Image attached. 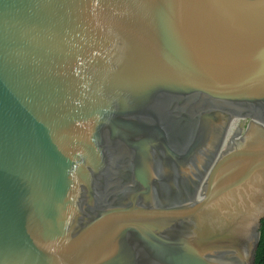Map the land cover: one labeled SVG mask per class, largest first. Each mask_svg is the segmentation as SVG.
<instances>
[{
	"label": "water",
	"instance_id": "water-1",
	"mask_svg": "<svg viewBox=\"0 0 264 264\" xmlns=\"http://www.w3.org/2000/svg\"><path fill=\"white\" fill-rule=\"evenodd\" d=\"M263 219L264 0H0V264H254Z\"/></svg>",
	"mask_w": 264,
	"mask_h": 264
},
{
	"label": "trees",
	"instance_id": "trees-1",
	"mask_svg": "<svg viewBox=\"0 0 264 264\" xmlns=\"http://www.w3.org/2000/svg\"><path fill=\"white\" fill-rule=\"evenodd\" d=\"M254 264H264V219L261 221L260 241L255 253Z\"/></svg>",
	"mask_w": 264,
	"mask_h": 264
},
{
	"label": "flooded vegetation",
	"instance_id": "flooded-vegetation-1",
	"mask_svg": "<svg viewBox=\"0 0 264 264\" xmlns=\"http://www.w3.org/2000/svg\"><path fill=\"white\" fill-rule=\"evenodd\" d=\"M177 186H178V181L175 182V187H177ZM184 189H185V191L187 192L188 195L191 194V192L188 190L187 186H184Z\"/></svg>",
	"mask_w": 264,
	"mask_h": 264
}]
</instances>
